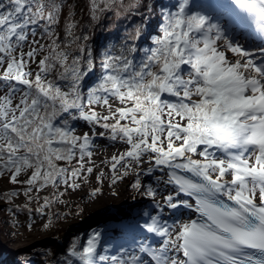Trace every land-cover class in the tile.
Here are the masks:
<instances>
[{"label": "snow or ice", "instance_id": "1", "mask_svg": "<svg viewBox=\"0 0 264 264\" xmlns=\"http://www.w3.org/2000/svg\"><path fill=\"white\" fill-rule=\"evenodd\" d=\"M233 2L264 40V0ZM187 3L183 0L177 11L163 13L161 35L153 40L156 47L146 50L150 54L139 64L124 55L106 56L107 74L88 89L85 105L79 86L86 73L79 67L80 57L68 65V55L50 53L39 59L34 79L25 70L45 47L36 40L29 42V35L37 36L36 27L30 26L39 25L52 37L59 0L0 2V64L6 65L0 74V87L6 90L0 95V179L28 185L26 193L55 184L58 177L68 187L78 188L75 178L85 167L81 161L93 155L88 150L91 137L74 135L68 120H60L62 126L54 123L75 109L79 116L70 114L71 119L110 129L111 140L130 146L111 158L113 184L139 173L132 187L142 195L155 202L161 187L170 188L162 196L163 206L193 209L200 216L169 224L162 215H151L140 226L148 235L134 242L133 251L121 247L111 256L98 254L96 232L82 251L72 244L69 256L79 264H264V46L257 55L229 41L208 16L187 14ZM109 7L107 0L103 6L100 0L90 3L93 18ZM26 44L30 50L19 51ZM53 45L59 47L55 40L49 47ZM79 51L83 54L85 49ZM90 57L88 51V72ZM57 63L63 71L56 69ZM54 70L57 79L67 82V91L48 79ZM17 93L20 98L14 104ZM110 97L125 106L111 112ZM96 104L111 115L98 114L92 108ZM110 119L115 123H108ZM125 120L129 123L122 124ZM76 148L79 168L68 172L58 167L56 161L72 162ZM118 165L122 172L118 173ZM154 170L164 175L154 177L155 187H145L140 176L152 177ZM86 172L92 173L93 167ZM22 173L27 175L24 180ZM96 179L102 181L103 173ZM3 195L10 202L15 192ZM47 204L45 200L37 213ZM156 206L162 207L159 202ZM153 237L159 242L154 243Z\"/></svg>", "mask_w": 264, "mask_h": 264}, {"label": "trees", "instance_id": "2", "mask_svg": "<svg viewBox=\"0 0 264 264\" xmlns=\"http://www.w3.org/2000/svg\"><path fill=\"white\" fill-rule=\"evenodd\" d=\"M227 6L223 9L210 0H188L186 6V13H200L209 17L210 23L218 24L215 16L222 17L226 23L236 25L250 31L252 34L256 33L255 24L251 21L245 12H242L233 2V0H226ZM3 2V0H0ZM183 0H107L110 6L108 10L98 11L96 17L93 18L90 11L91 0H59L61 8L59 14L56 16V23L51 25V31L53 36L49 37L44 33L43 28L36 27L37 36L32 37L29 35V42L36 40L39 44L45 47L40 48L36 57L31 60L26 67V71H30L32 76L30 79H34L35 74L38 72V61L50 53L63 52L68 55V60L65 62L71 65L73 58L80 57L79 67L86 73V78L82 80L80 84L81 103L85 104V98L87 96L88 89L95 86L100 82L103 75L107 74L103 68V62L106 56L124 55L132 59L135 64H139L146 58V50L156 47L153 43L155 37L161 35L160 25L163 23L164 12H175L178 10V4ZM101 6H103L104 0H100ZM217 12V15L215 12ZM44 22L41 21L42 25ZM219 25V24H218ZM220 27V26H219ZM221 31L224 29L220 27ZM70 33V34H69ZM87 37V39H84ZM55 40L59 47H49ZM264 42V40H263ZM36 45L33 44V47ZM83 47L85 52L81 54L79 49ZM135 48L136 51L132 52L131 49ZM53 49L55 51L53 52ZM30 48L26 44L22 51L26 53ZM88 51L91 52L90 59L92 60V70L88 72L87 62L85 56ZM27 59V57H25ZM6 65L0 64V74ZM56 69L63 71L59 63L56 64ZM57 70H54L49 76V80H55L56 83L63 88L67 84L64 80L57 79ZM86 82V84H84ZM17 87L23 89V85H17ZM6 90L0 87V95L4 94ZM164 97H169L167 94H163ZM17 102L20 95L16 94ZM58 107V104L56 105ZM79 116V113L75 109H70L69 113H62L57 121L54 123L57 126L60 125V120H68V127L71 129L77 123L86 124V121L80 119H71V115ZM104 123V121H101ZM108 123H115L108 122ZM123 124V123H122ZM99 125V124H98ZM110 130V129H109ZM55 146V145H54ZM76 153V159L79 160V149H74ZM73 156V157H75ZM69 163L67 161H56L58 167L62 168H76L74 161ZM67 174V173H66ZM60 178L58 177L57 183H48L49 191L40 197L48 201L49 212L54 215L59 212V209L55 205L56 193L55 189L58 187ZM39 182V181H38ZM40 183V182H39ZM39 183L37 185H39ZM11 208L15 211L31 213L34 211L33 207H28L26 204L11 205ZM111 226V221H109ZM105 233H109L110 228L103 229ZM83 230H76L70 232L64 236L60 246L56 247H42L41 251L37 252L42 258V264H67L69 259L73 260V264H79L75 258L69 256V250L73 243L77 244V249L82 251L83 243ZM0 264H31L33 259L32 255L36 254V251H21L16 254H9L5 249L0 248Z\"/></svg>", "mask_w": 264, "mask_h": 264}, {"label": "rangeland", "instance_id": "3", "mask_svg": "<svg viewBox=\"0 0 264 264\" xmlns=\"http://www.w3.org/2000/svg\"><path fill=\"white\" fill-rule=\"evenodd\" d=\"M219 26H223V21L218 22ZM247 29H242L239 35L231 37L232 35L223 33L229 41L241 45L246 50L253 52L258 55L257 49L264 46L263 40L260 38L259 33L253 35L252 39L243 37V33ZM231 56V54H228ZM67 85V84H66ZM63 86L62 90L67 91V86ZM87 97V96H86ZM169 99L168 97H164ZM110 103H112L111 112L115 111L116 107H123L118 100L114 98H109ZM17 99H14V104ZM86 105V98H85ZM92 108L100 115H111V112L100 104L93 105ZM87 111V106L85 107ZM115 119H110L107 122H114ZM121 123H129V121H121ZM74 135L82 136L88 133L91 137L92 144L88 149L93 153L92 157H84L81 163H84L85 167L81 169V176L76 179V183L79 184L78 188L68 187L64 183H59L58 187L55 189L56 201L55 205L59 209V212L51 215L49 212V205L42 209V213H37L36 209L44 205L43 199L40 195H44L49 191L48 184L45 187L37 190V187H33L31 192H25L29 187L26 184H10L8 179H0V248L5 249L9 254H16L21 251H36L35 255H32L33 259L31 264H42V258L37 255L38 251L42 250V247H56L61 243L66 233L69 231L75 232V227L71 224L76 223L85 219L89 214L85 211V206L92 202L97 195L103 194L109 190L113 189L112 183V156H119L121 153L129 149V145L125 144L123 141L117 139L113 141L110 139L111 131L109 129H104L98 124H91L83 122L77 123L76 126L71 128ZM99 133H104L103 136ZM213 151H216L213 149ZM76 156L73 157V160ZM79 160L74 161L76 168H79ZM93 167L92 173H87L86 168ZM68 172L72 169L67 168ZM117 171L122 172L123 169L117 166ZM103 173L102 181H97L96 177ZM30 174V170L29 173ZM138 173H132L128 182L133 184L135 181V176ZM65 175H67L65 173ZM27 178V175L22 173L20 176L21 180ZM142 182L147 185L148 176H140ZM39 182H37L38 184ZM71 183V181H69ZM38 186V185H37ZM147 187V186H146ZM99 188L100 191L96 192L95 195L92 193L95 189ZM15 192L14 196H11L10 202H7L4 198V193ZM148 198V199H147ZM150 197L143 199H132L128 198V202L121 204L123 208L121 211H111L109 218L100 220L95 224L90 225L87 229L83 230V243H87L88 238L96 232L100 233L99 242L97 244L98 254H103L110 256L113 252H119L121 246L116 247L114 244L116 240L126 239L123 246L124 249H129L133 247L134 240L139 239V235L132 234V237L128 235L125 230L126 225H130L132 216V211L139 210L142 213H149L150 210ZM187 199V198H186ZM15 204H26L28 207H33L34 211L31 213L15 211L10 206ZM120 206V205H119ZM11 209V211H9ZM94 214V213H93ZM91 214V215H93ZM109 221H111V226H109ZM110 228V232L107 234L103 229ZM53 232L54 234L50 233ZM122 235V236H121ZM130 238V239H129ZM139 241V240H137ZM116 247V248H115ZM1 252V250H0ZM100 264H108V262H100Z\"/></svg>", "mask_w": 264, "mask_h": 264}, {"label": "bare ground", "instance_id": "4", "mask_svg": "<svg viewBox=\"0 0 264 264\" xmlns=\"http://www.w3.org/2000/svg\"><path fill=\"white\" fill-rule=\"evenodd\" d=\"M84 84H86V82H84ZM140 168L145 169L146 165L142 164L140 165ZM131 175L132 173L124 177L122 180L117 181L112 186L113 187L112 190H109L103 194L97 195L96 198L92 202L88 203L85 206V211L89 214V216H91V214L93 213L94 214L97 213L98 211H112V212L121 211L124 208V203L128 202V198H132V199L145 198L146 199L147 196L142 195L140 192L135 190L132 187V184L128 182V179L130 178ZM156 175L163 176L164 173L154 170L152 177H148L147 185L144 183L143 185L146 187L149 184H152L155 187L156 185H155L154 177ZM169 190L171 189L169 188L166 190L161 187L159 190L160 194L157 195V197L155 198V202L153 198L151 197L149 198L151 200H150V205H149L150 210H149L148 215H145L139 210L132 211V216H133V218L131 219L132 223L130 225H126V228H125V230L128 232V235H130V237H132V234H137V236L139 235L138 237L139 239L137 240H141L143 239L145 235H148L140 226L146 222H149L151 215H162L164 220H166L169 224H172L173 222H180V221L187 222L189 220H196L197 214L193 209H185L181 207L177 210H172V209L167 208L166 206H163L162 196L166 194V192ZM180 198L186 199V197H184L183 195H181ZM156 202H159L162 205V207H157ZM121 204H123V208L121 207ZM50 233L54 234L51 231ZM126 239H122V240L124 241ZM152 239L154 243L159 242L158 240H156L155 237H153ZM137 240H134L133 242ZM127 250L131 252L133 251V247ZM117 254H119V252L115 251L111 255H117Z\"/></svg>", "mask_w": 264, "mask_h": 264}, {"label": "water", "instance_id": "5", "mask_svg": "<svg viewBox=\"0 0 264 264\" xmlns=\"http://www.w3.org/2000/svg\"><path fill=\"white\" fill-rule=\"evenodd\" d=\"M110 213H112V212L111 211H98L97 213H95L91 216H87L85 219L78 221L76 223H73L71 225H73L75 227V231L76 230H84V229H87L90 225L95 224L100 220H104L106 218H109ZM70 232H72V231H69L68 233H70ZM68 233H66V235H68ZM60 244H58L57 247L60 246Z\"/></svg>", "mask_w": 264, "mask_h": 264}]
</instances>
